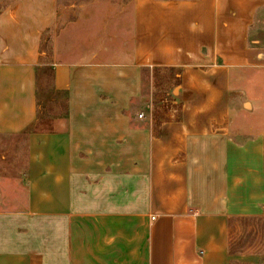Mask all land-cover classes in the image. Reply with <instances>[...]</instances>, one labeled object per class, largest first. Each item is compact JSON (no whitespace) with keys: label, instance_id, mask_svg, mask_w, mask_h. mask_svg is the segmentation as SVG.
I'll list each match as a JSON object with an SVG mask.
<instances>
[{"label":"crops","instance_id":"0c3cea01","mask_svg":"<svg viewBox=\"0 0 264 264\" xmlns=\"http://www.w3.org/2000/svg\"><path fill=\"white\" fill-rule=\"evenodd\" d=\"M130 1L87 37L58 0H0V264H264V0Z\"/></svg>","mask_w":264,"mask_h":264},{"label":"rangeland","instance_id":"374dc122","mask_svg":"<svg viewBox=\"0 0 264 264\" xmlns=\"http://www.w3.org/2000/svg\"><path fill=\"white\" fill-rule=\"evenodd\" d=\"M91 1L92 0H58V18L60 17L66 21L81 20L78 25L82 26L88 37L98 35L100 32H106L110 23H113V34L118 33V31L121 30L118 29V27L121 26V24H124L126 19L128 20L131 16L132 4L130 0L127 2L125 1V6L122 5L123 2L121 0H98L97 10L93 15L91 13L92 10H89L92 9L90 5ZM83 4H85V7H78ZM84 17L85 19L83 20ZM105 34L108 35V32ZM51 42L52 35L47 38V44H49L50 47ZM47 52L49 55L43 59L45 63L51 61L53 49L47 47ZM56 59H60V56ZM42 68L45 69L44 71L42 69L39 73L38 90L39 95L44 101V108L41 117L47 118L60 111L58 107L62 106V101L59 98H56V100L55 97L52 98L50 94V77L48 75L50 71L47 67L42 66ZM153 74L154 82L149 98L150 110L147 114L144 112L143 120L146 119L150 122L152 128L155 130L154 127L156 126V123H159L160 120H165L166 118L164 115L171 108L170 85L172 84V80L169 78L173 73L164 70L161 72L153 71ZM52 101L54 104H52ZM257 229L260 232L259 239H261V244L264 245V222L257 224ZM251 241L252 238L250 236L249 238L241 239L239 244L245 248V246Z\"/></svg>","mask_w":264,"mask_h":264},{"label":"built area","instance_id":"2783aa9c","mask_svg":"<svg viewBox=\"0 0 264 264\" xmlns=\"http://www.w3.org/2000/svg\"><path fill=\"white\" fill-rule=\"evenodd\" d=\"M138 118L141 119V118H142V114H139V115H138Z\"/></svg>","mask_w":264,"mask_h":264},{"label":"trees","instance_id":"16d2710c","mask_svg":"<svg viewBox=\"0 0 264 264\" xmlns=\"http://www.w3.org/2000/svg\"><path fill=\"white\" fill-rule=\"evenodd\" d=\"M176 82V81H175Z\"/></svg>","mask_w":264,"mask_h":264}]
</instances>
